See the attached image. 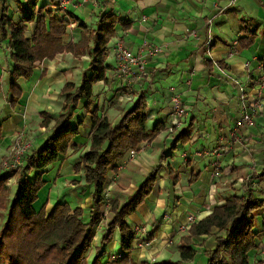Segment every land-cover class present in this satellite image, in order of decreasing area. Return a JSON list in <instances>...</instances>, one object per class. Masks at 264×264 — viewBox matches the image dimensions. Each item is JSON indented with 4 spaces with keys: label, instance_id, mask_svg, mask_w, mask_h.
<instances>
[{
    "label": "crops",
    "instance_id": "crops-1",
    "mask_svg": "<svg viewBox=\"0 0 264 264\" xmlns=\"http://www.w3.org/2000/svg\"><path fill=\"white\" fill-rule=\"evenodd\" d=\"M22 1L6 0L8 13L14 19L22 17ZM56 1L39 0L38 3L52 4ZM47 9L67 17L66 10L53 5L47 6ZM70 11L91 28L105 12L115 13L130 23L127 30L118 24L116 35L108 43L106 63L110 66L108 72L111 69L114 72L110 82L100 80L93 85L99 115L107 116L112 123H116L123 112L130 109L136 93L142 90L146 91L149 105L147 127L152 128L159 122L162 125L156 137L141 143L147 144L146 152L136 154L117 172H109L108 187L113 197L126 200L163 155V167L154 192L127 218L132 229L145 227L141 235L151 244L144 248L134 247L130 256L137 264L144 260L150 263L171 258L176 260L179 258L181 236L187 233L193 222H198L216 206L224 204L228 196L233 193L241 195L252 187L256 190V196L264 199V179L252 178L253 173L264 169V84L258 87L259 76L264 71V0H97L93 4L72 6ZM243 19H253L258 23L256 40L247 48H242L238 43V38L243 35L240 30ZM70 21L65 41L77 42L81 39L82 28L78 21ZM34 27L35 22H29L28 36L33 33ZM119 40L134 52L144 55L147 75L142 78L117 76L113 47ZM89 59L88 53L76 57L67 52L58 53L54 59L45 58L28 80L22 77L17 80L23 91L20 101H27L29 97L25 91L30 89V93L39 101V107L46 108L54 118L58 117L64 95H60L58 100L57 96L54 99L52 90L59 87V94L67 81L80 83ZM12 65L10 52L1 49L0 79L8 77L6 80L9 81ZM44 69L46 73L42 74ZM22 82L26 84V90ZM172 87L183 94L187 105L184 122L174 133L168 131L174 121L169 104ZM243 95L249 100L261 101L252 123L246 125L240 122ZM20 101L15 108H11L17 109L18 132H24L26 124L36 118H28L29 109L26 105L22 109ZM85 102L84 99L80 101L71 118L72 123L83 122L80 126L83 137H79L80 133L76 135L68 153L61 155L47 168L43 175L46 185L39 191V198L34 203L38 210L45 204L50 212L57 202H68L73 208H84L86 219L90 215L92 188L81 184L82 174L75 172L73 165L79 160L81 151H88L90 143L92 121L85 113ZM5 104L1 106L0 114L2 112L1 116L6 117L0 116V124L2 119L12 115L9 111L3 113ZM42 111L37 112L40 115ZM54 124L52 121L48 127L40 126L42 134L35 137L37 146L31 139L34 147L43 144L51 132L48 129L53 128ZM188 127L189 142L179 143L173 149L176 132ZM3 131L0 151L4 149L5 152V147L12 145L18 132L14 134L15 130L8 129V140L2 141ZM215 149L220 150L218 155L214 154ZM1 156L2 152L0 161L3 159ZM9 156L10 150L5 158ZM216 171L220 172L218 177L214 175ZM192 176H195V180L190 182ZM75 180H79L80 184L74 185ZM16 187L17 181L12 195ZM256 217L255 230L262 232L264 207ZM100 222L92 234L88 261L95 256V248L102 246L101 235L107 222ZM220 234L224 232L213 228L211 234L194 237L192 247L197 252L192 260L187 261L188 264H207L208 256L204 252L213 248ZM113 236L105 244L106 254L119 252L120 236L117 230ZM257 245L249 253L250 264H264V232Z\"/></svg>",
    "mask_w": 264,
    "mask_h": 264
},
{
    "label": "trees",
    "instance_id": "trees-1",
    "mask_svg": "<svg viewBox=\"0 0 264 264\" xmlns=\"http://www.w3.org/2000/svg\"><path fill=\"white\" fill-rule=\"evenodd\" d=\"M38 2L23 0L22 17L14 19L8 13L6 0H0V39L9 41L13 62L8 85L10 106L15 108L23 96L17 80L21 77L28 80L45 58L54 59L58 53L67 52L76 57L88 53L90 59L82 71L80 83L67 81L61 88L64 100L58 117L54 118L48 110L40 112L41 127L50 126L52 121L55 124L43 144L25 158L23 165L34 171L32 176L22 172L23 165L17 170L0 172V210H7L0 229V264H137L130 253L137 246L138 235L127 218L154 192L163 167V155L126 200L110 198V193H106L110 182L109 172H117L131 150L145 140L156 137L162 124L159 122L152 128L147 127L149 105L146 91L136 93L130 109L124 111L116 123H112L107 116L100 117L93 92L95 83L100 80L109 83L110 77L114 75L112 69L108 72L110 66L106 60L108 43L116 35L117 25L127 30L130 23L115 13L105 12L98 18L95 27L91 28L70 10L66 11L65 17L47 9L49 5L58 7L56 2ZM71 19L78 21L82 28L81 39L77 42L65 41ZM29 22H35L30 36L26 34ZM257 26L258 23L253 19L242 20L240 30L243 35L238 38L242 48L253 45ZM220 64L226 67L223 61ZM45 73L44 69L42 74ZM83 99L86 100L83 106L85 113L92 121L90 144L88 151L73 165L75 172L82 173L81 184L92 188L93 206L87 219L84 208H73L68 202H57L50 212L45 204L39 210L34 206L39 191L46 185L43 175L47 168L58 161L61 155L68 153V149L73 147V138L80 133L83 122L79 120L78 123H72L71 118ZM2 130L3 124H0V141ZM188 132L189 127L176 132L173 149L179 143L189 142ZM13 176H16L17 187L10 198L8 179ZM252 178L264 179V169L253 173ZM194 180L195 176H192L190 182ZM73 184H80V181L75 180ZM263 207L264 199L256 196V190L252 187H248L241 195L233 193L225 199L224 204L216 206L211 213L190 225L179 240L178 259L153 263L144 260L140 264H188L187 261L192 260L197 252L192 247L194 237L211 234L213 228H218L224 234L218 235L213 248L204 252L208 256L207 264H250L249 253L258 247V240L264 232V223L262 232L255 230L256 216ZM102 220L107 222L101 235L102 246L95 248V256L88 261L92 234ZM116 230L120 236L119 252L112 251L117 257L111 259V253L106 254L104 247L113 239Z\"/></svg>",
    "mask_w": 264,
    "mask_h": 264
},
{
    "label": "built area",
    "instance_id": "built-area-1",
    "mask_svg": "<svg viewBox=\"0 0 264 264\" xmlns=\"http://www.w3.org/2000/svg\"><path fill=\"white\" fill-rule=\"evenodd\" d=\"M97 0H57V6L62 10L69 11L72 6L75 5H84V4H93L96 3ZM147 20L146 17L143 18ZM211 41H209L210 43ZM146 43V41H144ZM6 49L8 52L10 51V44L2 39H0V50ZM114 53L116 57L117 63V76H136L138 78H142L147 75V62L145 61L144 55L142 53H137L132 50V48L127 47L123 41L119 40L114 44ZM264 66V61H263ZM264 84V71L259 76L258 87ZM171 96H170V109L173 116V123H171L168 127V131L170 133H174L176 128L180 127L184 122V117L187 113V105L185 104L184 97L182 93H179L178 90H175L172 87ZM243 102L241 106V124H251L255 114L258 113V108L261 101L249 100L246 96H242ZM13 145L10 149V156L8 158L2 159L0 162V172L4 170H17L20 169L21 166L25 162V158L27 155L31 154L34 149L33 141L25 138L24 132L20 131L14 137ZM147 144H141L137 148L131 150L129 156L121 163L120 168L125 167L130 161L134 159L136 154L144 153L148 150ZM219 149L214 150V154L218 155ZM220 172L216 171L214 175L218 177ZM109 191V187L107 188ZM108 191L106 193H108ZM136 234L138 235L137 247L144 248L148 247L151 244L150 240L143 238L141 235L145 231L144 226L135 227ZM117 255L115 253L110 254L111 259H115Z\"/></svg>",
    "mask_w": 264,
    "mask_h": 264
},
{
    "label": "rangeland",
    "instance_id": "rangeland-1",
    "mask_svg": "<svg viewBox=\"0 0 264 264\" xmlns=\"http://www.w3.org/2000/svg\"><path fill=\"white\" fill-rule=\"evenodd\" d=\"M76 77H79V76H76ZM6 79L8 80V77H6V78L4 77V78L0 79V81L2 82V88L0 90V109L2 108L1 106H3L6 103L5 104V107H3V113L5 114V113H8V111H9V114H12V115L8 116L5 119H2L1 124H3V130H4L3 131V139H2V141L3 140L4 141L5 140H8V138H7V130L8 129L15 130V133L14 134H16L18 132V129H19L18 128L19 124H17V121H16L17 118L15 116L16 115V113H15L16 111L15 110H17V109H12L11 106H10V104L7 101L8 100L7 98H9L10 95L8 93V84H9V81H7ZM21 85L26 90V88H25L26 84H24L22 82ZM58 90H59V87L54 88L52 90L53 91L52 95H54V99H56V96H57V100H58V97L60 98V95H63L61 93L58 94ZM2 94L4 95V97H3ZM25 95L28 96L29 98L27 99L26 102H25V100H24V102L23 101H20L21 102V104H20L21 105V108L24 109V106L26 105L27 106V109H29V111H28V113H29L28 118H30V117L31 118H36V120L35 119L34 120H31L30 122H28V124H26L25 129H24V135H25V138H27L29 140L30 139H33L34 142H35V145L37 146L35 137H37L38 135H41L42 134V130H41L40 123H39L40 122V119H38L39 118V113L37 111L38 110H43L44 111L46 108H44V107L43 108H40L39 107V101L37 100V98L35 99L34 94H31L30 93V89L25 91ZM1 114H2V112H1ZM1 114H0V116H1ZM1 117L3 118V117H6V116L5 115H2ZM73 122H74V120H73ZM52 129L53 128L51 127V128L48 129V131H51ZM83 134H84V132L82 131L79 134V137H83ZM14 137H15V135H14ZM89 144H88V147H89ZM11 146L9 145V146L5 147V152H4V149L2 151H0V152H2V156L1 157H3V159L5 157H7L8 151L10 150V147ZM88 147H87V150H88ZM35 148H38V147H34V149ZM84 154H85V151H81L78 154L79 160L82 158V156ZM21 170H22V172H24V174H28V176H32V174L34 173V171H30L29 168L25 167V165L22 166ZM15 178H16V176H13V177H11V178L8 179V184L10 186V193H9V197L10 198L12 197L13 190H14V188L16 186V181H14ZM109 193H110V191H109ZM108 196L110 198H113V196H112L111 193L108 194ZM10 198H9V200H10ZM6 213H7V210H5V209L4 210H0V229L3 226L2 224H3L4 219L6 217ZM171 259H173V258H171Z\"/></svg>",
    "mask_w": 264,
    "mask_h": 264
}]
</instances>
